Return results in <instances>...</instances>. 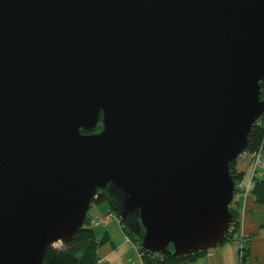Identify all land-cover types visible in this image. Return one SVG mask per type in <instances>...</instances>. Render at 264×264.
I'll use <instances>...</instances> for the list:
<instances>
[{"label":"water","instance_id":"1","mask_svg":"<svg viewBox=\"0 0 264 264\" xmlns=\"http://www.w3.org/2000/svg\"><path fill=\"white\" fill-rule=\"evenodd\" d=\"M261 81L264 0H0V264H43L98 190L148 252L225 242Z\"/></svg>","mask_w":264,"mask_h":264},{"label":"crops","instance_id":"2","mask_svg":"<svg viewBox=\"0 0 264 264\" xmlns=\"http://www.w3.org/2000/svg\"><path fill=\"white\" fill-rule=\"evenodd\" d=\"M236 162L238 171L244 173L243 178L238 181L246 184L252 173L251 156L244 152ZM255 177L264 180V164L256 170ZM253 187L254 183L251 181L245 198L242 194L235 196L232 205L237 210V216L242 219V226L248 237L245 243L247 264H264V204L259 203L251 193ZM95 205V208H92L93 204H91L87 211L90 226L96 240L107 238L97 248V264H146L143 262L136 244L123 231L121 223L116 218L115 212L111 210L109 203ZM105 218L106 220H104ZM96 220L98 221L96 222ZM236 247L237 244L234 240L227 239L215 249L208 250L184 264H237Z\"/></svg>","mask_w":264,"mask_h":264},{"label":"trees","instance_id":"3","mask_svg":"<svg viewBox=\"0 0 264 264\" xmlns=\"http://www.w3.org/2000/svg\"><path fill=\"white\" fill-rule=\"evenodd\" d=\"M260 87L261 91L259 97L264 99V81L260 82ZM247 140L248 142L245 151L250 155L259 147L264 146V112L259 117V119L252 124L251 130L247 136ZM236 161L237 159H234L229 164V173H231V176L235 182L242 179L244 176V173L238 171ZM253 183L254 187L251 190V193L254 195V197H256L259 203L264 204V180L255 177ZM91 201L94 205L108 202L111 210L115 212L116 217H119L118 212L115 211L113 203L111 200H109L107 193L103 190H98L95 194V197H93ZM230 209L233 216H235V219L232 223L233 225L237 221V210L233 206ZM119 221L123 231L132 240V242L136 244L138 252L141 253V258L146 264H184L185 262L193 260L195 257L208 251H198L194 254L183 255V257H177L173 255H159L154 252H148L141 246L138 237L125 227L123 221H121L120 218ZM83 223L84 225L75 233V237L73 239L62 242L60 244L61 246H50L47 248L43 256V264H97V248L100 244L106 241L107 238L103 237L100 240H96L95 234L93 233V230L90 226L88 215ZM232 233L233 232H230L228 234L227 239L233 240Z\"/></svg>","mask_w":264,"mask_h":264},{"label":"built area","instance_id":"4","mask_svg":"<svg viewBox=\"0 0 264 264\" xmlns=\"http://www.w3.org/2000/svg\"><path fill=\"white\" fill-rule=\"evenodd\" d=\"M264 146L259 147L257 150H255L252 154H251V162L253 165V169H252V178L254 177V175L256 174V170L258 168H260L261 166H263L264 164V156H263V150ZM251 178V181H252ZM235 184V191H234V197L238 196L240 194L243 195V197L245 198V196L247 195L248 191H249V187L250 185H245L243 183H237L234 181ZM233 197V200H234ZM232 200V202H233ZM231 202V207L233 206ZM106 219V218H105ZM104 219V220H105ZM98 220H96L97 222ZM233 223V222H232ZM232 223L230 224V232L232 233V237L233 240L235 241V243L237 244V264H247V259L244 256L245 253V243L248 240L247 234L244 232L243 226H242V219L237 217V221L235 224L232 225ZM62 242L58 241L55 242L53 244V246H61Z\"/></svg>","mask_w":264,"mask_h":264},{"label":"rangeland","instance_id":"5","mask_svg":"<svg viewBox=\"0 0 264 264\" xmlns=\"http://www.w3.org/2000/svg\"><path fill=\"white\" fill-rule=\"evenodd\" d=\"M251 156V155H250ZM252 169H253V165H252ZM252 169H251V172H252ZM253 173V172H252ZM252 173H251V176H250V178H249V180L246 182V184L245 185H251V178H252ZM252 181H254V177L252 178ZM237 183H239V181H237ZM108 202H106V203H103V204H107ZM94 206H96V205H94L93 204V207L92 208H95ZM92 211H94V209H92ZM92 211H90V212H92ZM92 214V213H91ZM107 218V217H106ZM116 218H118V220H119V217H116ZM106 220V219H105Z\"/></svg>","mask_w":264,"mask_h":264}]
</instances>
